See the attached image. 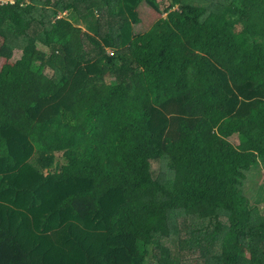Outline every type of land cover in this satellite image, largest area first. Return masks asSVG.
Instances as JSON below:
<instances>
[{"label": "trees", "instance_id": "1", "mask_svg": "<svg viewBox=\"0 0 264 264\" xmlns=\"http://www.w3.org/2000/svg\"><path fill=\"white\" fill-rule=\"evenodd\" d=\"M167 2L0 0V264H264V0Z\"/></svg>", "mask_w": 264, "mask_h": 264}, {"label": "rangeland", "instance_id": "2", "mask_svg": "<svg viewBox=\"0 0 264 264\" xmlns=\"http://www.w3.org/2000/svg\"><path fill=\"white\" fill-rule=\"evenodd\" d=\"M161 6L167 5V0H157ZM138 14L146 30L150 28L158 19L165 18V14H158L146 4H141L138 8ZM21 51H14L12 56L7 60H0V70L4 65H13L20 57ZM3 110L0 108V113ZM198 125V128L189 129L186 126L181 127L182 135L185 137L189 149L193 152L194 161L190 165L191 173L197 184L213 185L211 182V161L220 152L224 151L226 140L219 136L220 118L217 115L212 116ZM3 143L0 139V150ZM56 165H61L64 160L60 153L56 154ZM210 176V177H209ZM211 182V183H210ZM247 194L251 195L255 204L264 202V164L260 163L249 176L247 183ZM250 195V197H251Z\"/></svg>", "mask_w": 264, "mask_h": 264}, {"label": "built area", "instance_id": "3", "mask_svg": "<svg viewBox=\"0 0 264 264\" xmlns=\"http://www.w3.org/2000/svg\"><path fill=\"white\" fill-rule=\"evenodd\" d=\"M61 16H59L58 18H60Z\"/></svg>", "mask_w": 264, "mask_h": 264}]
</instances>
